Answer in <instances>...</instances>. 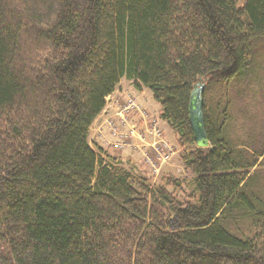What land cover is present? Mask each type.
I'll list each match as a JSON object with an SVG mask.
<instances>
[{
	"label": "trees",
	"instance_id": "1",
	"mask_svg": "<svg viewBox=\"0 0 264 264\" xmlns=\"http://www.w3.org/2000/svg\"><path fill=\"white\" fill-rule=\"evenodd\" d=\"M237 3L0 0V264H264V113L245 133L238 109L264 100V0ZM122 79L160 105L189 178L92 149Z\"/></svg>",
	"mask_w": 264,
	"mask_h": 264
},
{
	"label": "crops",
	"instance_id": "2",
	"mask_svg": "<svg viewBox=\"0 0 264 264\" xmlns=\"http://www.w3.org/2000/svg\"><path fill=\"white\" fill-rule=\"evenodd\" d=\"M133 83L134 82L131 80L127 81L125 79H122L121 82L117 85V88L112 92V94L106 98L105 108L97 116L98 118L95 120V122L90 128L91 130L88 141H90L92 149L95 152H98L100 157L106 163L113 162L118 167L123 168L125 171L136 176L137 178L150 179L151 175L148 172V168L145 162L142 161V145L140 144L141 139H139V137H137L139 140L136 138L129 137L128 133L130 132V130H128L127 128L119 127L120 132L128 136V141L129 143H133V146L130 149L115 151L112 148V144L120 142L121 139L118 137L113 138L110 135L108 128H106L104 125L106 119L115 115L119 107L122 105L124 98L129 95H131L137 101V103L140 104V106H142L143 108L146 107L141 97H144L146 95L147 89L141 87V89L138 91L134 88ZM139 94H141L140 97H138ZM138 121L139 116H135L132 120V123L136 125L138 124ZM159 126L162 132V137H164L165 140L172 144L174 149H180L178 148L176 138L174 137V134L169 128V126L165 125L161 121ZM147 141L150 142L151 138L147 139ZM177 159L178 155L176 156V158H174V160ZM169 167L167 166V168L163 170V173L170 171Z\"/></svg>",
	"mask_w": 264,
	"mask_h": 264
},
{
	"label": "rangeland",
	"instance_id": "3",
	"mask_svg": "<svg viewBox=\"0 0 264 264\" xmlns=\"http://www.w3.org/2000/svg\"><path fill=\"white\" fill-rule=\"evenodd\" d=\"M244 1L245 0H238V3H237V6L239 8H242V5L244 4ZM252 53V59L255 61V63L259 64V66H263L264 68V48H261V45H257L256 46V49H253V51L251 52ZM126 80V79H125ZM121 81V80H120ZM128 81V80H127ZM132 81V80H131ZM141 94L138 95V97H140ZM252 95H249V97H251ZM133 98L131 95L127 96L126 98H124L123 100V103L122 105L119 107L118 111L115 113V115L111 116V117H108L104 123L105 127L108 128V121H114V128L116 129H120L119 127H123V128H127L128 130H130L131 132V129H134L135 131H132V134H131V137L132 138H136L138 139L137 137H139L140 140V144L142 145V161L145 162L146 166L148 165L147 162L145 161V156H149L151 157V159H153V161H156V158H154V155H153V152L150 150V143L151 142H148L147 139H150L149 136H145V133H144V128H149L150 127V124H152L154 121H156V124L159 125L160 124V119H159V112H160V105L158 103H156L153 99H152V95H151V92L150 91H146V95L144 97H141L142 98V101L144 103V105H146L145 108H143L142 106H140L139 103H137V101L135 100L136 104L139 105V108H140V111L141 113L143 114V118H142V121H141V115L140 113H137V112H134L132 113L131 115V118L129 120V122L127 121L126 125L123 124V122L121 123L120 119H119V116L117 117L116 115L118 114V112L120 111V108L124 105V102L126 99L128 98ZM134 99V98H133ZM264 102L263 99H257L256 101H248L247 99L244 100L242 102V106L239 107L238 109H242L244 111H247V115H249L250 117L247 119V121L245 122H242V126L244 128V131L246 133V131L248 130V128H252V124H255L254 121V118H255V115L258 117V123L260 122V118H262L263 116V113H264V109H261V107H264ZM255 104L256 106H254L255 108H253L254 111H256V113L253 111L250 110V107L252 108V105ZM150 106V107H148ZM135 116H139V121H138V124H134L132 123V120ZM260 117V118H259ZM240 122V121H239ZM263 124H264V121H263ZM109 130V133L111 135V129L108 128ZM120 131V130H119ZM140 131V132H139ZM129 132V133H130ZM122 133V132H120ZM129 133H128V136H129ZM112 136V135H111ZM176 138V137H175ZM138 139V140H139ZM167 141V140H165ZM127 142L129 143L128 141V137H127ZM168 142V141H167ZM127 143V144H128ZM147 143V144H145ZM169 143V142H168ZM170 144V143H169ZM133 146V143H129L128 146H122L120 148V150H124V149H130L131 147ZM172 146V144H171ZM174 149V147H173ZM179 152H180V149H176L175 148V155L172 157V159H170L167 163L166 162H162L161 163V166L159 168V174L158 176L156 175V177H154L151 173V169L148 168V172L150 173V179L152 182H156V178L158 177H161V176H166V175H171L173 176L174 178L178 179V180H182L186 177H190L186 174V172H184V169H183V164L182 162L177 159V160H174V158H176V156L178 155L179 156ZM180 161V162H179ZM167 166L169 167L170 171L168 172H164L163 173V170L165 168H167ZM168 169V170H169ZM187 193H189V191H187Z\"/></svg>",
	"mask_w": 264,
	"mask_h": 264
},
{
	"label": "built area",
	"instance_id": "4",
	"mask_svg": "<svg viewBox=\"0 0 264 264\" xmlns=\"http://www.w3.org/2000/svg\"><path fill=\"white\" fill-rule=\"evenodd\" d=\"M137 112L140 113L141 121L143 118V114L140 111L139 105L136 104L135 100L133 98H128L125 100L124 105L120 108V111L116 115L119 116V119L121 123L127 124L126 122L130 120L131 114ZM108 128L111 129V135L112 137H118L121 139L120 142L113 144V148L116 151H120V148L122 146H128L127 137L126 135L120 133V131L116 128H114V121H108ZM132 131H135L134 129H131V132L129 133V137H131ZM145 136H149L151 138L150 150L153 152L154 158H156V161H153L151 157L148 155L145 156V161L147 162L148 168L151 169V173L154 177L159 174V168L161 166L162 162L168 163L170 159L175 155V149L169 144L167 141L164 140V138L161 137V131L160 126L156 124V121H154L152 124H150L149 128H144ZM128 143V144H127ZM170 162V161H169Z\"/></svg>",
	"mask_w": 264,
	"mask_h": 264
},
{
	"label": "water",
	"instance_id": "5",
	"mask_svg": "<svg viewBox=\"0 0 264 264\" xmlns=\"http://www.w3.org/2000/svg\"><path fill=\"white\" fill-rule=\"evenodd\" d=\"M204 83L199 82L195 87L191 95V108H190V120L193 136L195 137V143L197 148L206 147L207 136L205 135V129L203 125V113H202V93L204 91Z\"/></svg>",
	"mask_w": 264,
	"mask_h": 264
}]
</instances>
